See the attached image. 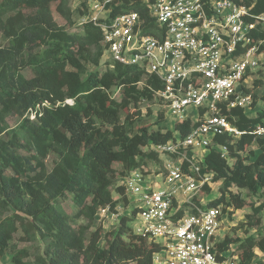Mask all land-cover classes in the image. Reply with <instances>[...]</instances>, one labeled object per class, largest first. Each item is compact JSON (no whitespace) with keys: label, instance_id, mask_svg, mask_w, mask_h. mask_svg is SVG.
Masks as SVG:
<instances>
[{"label":"trees","instance_id":"obj_1","mask_svg":"<svg viewBox=\"0 0 264 264\" xmlns=\"http://www.w3.org/2000/svg\"><path fill=\"white\" fill-rule=\"evenodd\" d=\"M73 1L77 0H0V256L10 248L8 264H152L161 246L132 232L135 209L120 218L118 230L105 245L99 244L100 227L89 234L88 230L100 207L127 205L122 185L116 187L120 197L112 195L114 176L136 169L146 173L143 167L159 158L153 146L172 140L174 130L185 135L194 123L187 120L175 123L174 130L167 128L164 110L149 122V103L161 102L155 94L161 81L139 66L101 61V31L91 21L75 26L74 17L82 11L80 5L72 6ZM234 1L245 4L253 15L264 11V0ZM52 4L65 24L54 19ZM107 7L111 16L137 12L145 21L144 31L152 32L153 18L141 0H110ZM252 36L251 45L263 34ZM27 68L31 76L23 73ZM222 112L243 133L237 138L227 133L213 137L203 171L211 172L212 181L221 185L219 197L207 205L222 204L224 211L228 205L242 208L245 199L232 187L259 196L252 214L240 223L247 228L259 224L253 215L264 209V135L253 132L264 125V111L252 117L244 108L224 106ZM9 115L20 118L17 128L9 129ZM253 143L259 151L242 155ZM217 145L227 147L231 165ZM52 153L56 157L48 170L45 159ZM67 200L73 213L63 206ZM80 219L84 223L78 224ZM18 230L20 240L43 241L42 253L29 260L27 247L13 245ZM232 244L242 263L264 264V234L225 236L217 247L223 250Z\"/></svg>","mask_w":264,"mask_h":264},{"label":"built area","instance_id":"obj_2","mask_svg":"<svg viewBox=\"0 0 264 264\" xmlns=\"http://www.w3.org/2000/svg\"><path fill=\"white\" fill-rule=\"evenodd\" d=\"M109 1L91 0L83 21L99 27L103 57L139 66L161 81L155 94L172 130L175 123H194L185 135L174 130L172 140L153 146L157 173L136 169L122 177L126 208L135 209L133 219H139L131 220L132 232L161 246L152 264H255L242 263L234 248L217 247L227 211L222 204L207 205L198 194L213 182L212 173L203 171L213 137L243 133L222 108H249L250 94L242 87L259 64L264 11L253 15L234 0H141L153 18L152 32H145L135 11L111 16ZM257 31L263 36L251 45ZM253 132L263 135L264 125ZM215 147L227 159V147ZM117 208L100 207L95 219L119 221Z\"/></svg>","mask_w":264,"mask_h":264},{"label":"rangeland","instance_id":"obj_3","mask_svg":"<svg viewBox=\"0 0 264 264\" xmlns=\"http://www.w3.org/2000/svg\"><path fill=\"white\" fill-rule=\"evenodd\" d=\"M91 0H85V3L90 2ZM83 0H77V1H73L72 6H79L80 5V9L82 11L81 14L76 15L74 17V23L75 26H81L84 19H85V15L87 14V10L86 8L83 6ZM52 12H53V16L54 19L56 20L57 23L59 24H65L64 20L59 17V15L55 12L54 10V4H52ZM73 25H71L72 27ZM2 40L1 37V32H0V41ZM257 54V59L259 61L258 67L255 68L253 71H251L250 75H248L247 77V81H246V92L248 94H250V105L249 108H246V113L249 116L255 117L258 115V113L260 111H264V42H262L261 46H259L257 48L256 51ZM105 57V56H104ZM105 58H102L101 61H104ZM92 68V66H89V69ZM101 65H99L97 67V69H100ZM99 71V70H98ZM23 73L26 76H31V70L30 69H24ZM114 96L116 98H119V92L117 90H115L114 92ZM147 106V103L143 102L141 103V108L142 111L145 113V107ZM149 106L152 110V115L148 118L150 121L149 122H153L155 121V119H157L158 113L162 110L165 109V107L162 104H158L155 102H151L149 103ZM259 111V112H258ZM164 119V118H163ZM166 120V119H164ZM168 120V119H167ZM20 118L15 116V115H9L7 117V123L9 126V129H13V128H17L18 124H19ZM264 121V118H263ZM165 126L167 128L172 127V123L168 122V124L165 123ZM153 129H157V125H153L152 127ZM264 135V134H263ZM3 137L5 139H7L8 134H4ZM150 146L146 147V149H149ZM249 151H253L254 153H257L259 150L257 148V145L255 143L251 144L246 151H244L242 153V155H250L248 154ZM19 153L21 154H25V152L23 150H19ZM55 155L49 154L46 159H45V164L47 169L49 170L53 164V161L55 159ZM252 159V158H250ZM233 159L231 158H227V163L229 165H231L233 163ZM159 163H157L156 166L153 165V163L150 161L147 163V165H145L143 167V170L146 171V173H157L160 170L159 167ZM114 167L118 170H120V166L118 164H114ZM8 173H12L11 169H7ZM122 183V175L120 174H116L113 178V184L111 187V191H112V195L114 198H118L120 197V194H118L116 192V187L118 185H121ZM221 185V181H217V182H211L210 185H208L207 189L204 188L203 191L199 192V197L204 198V200L206 202L219 197V187ZM233 193L239 192L241 194V197H243L245 199V204L242 208H234L232 205H228V207L226 208L227 214L225 215V219H224V223L222 226L221 230L225 236H229L232 238H244L248 235H255L257 233L259 234H264V209H262L257 215H253V216H258L259 217V224L254 225V226H250V227H243L240 223L242 221H246V214H252V209L254 206H257L260 202L259 200V196L257 195H251L247 192L246 189H237L236 187H232L231 188ZM124 196L126 197L127 200V195L124 194ZM226 200H228V197H226ZM63 206L65 208V210L69 213H73L75 211L74 206L71 204V202L69 200L65 201L63 203ZM117 211L119 213V217H122L124 215L128 214V208H126V203H120L119 205H117ZM129 210L131 211L132 208L130 207ZM134 222L139 221L138 217L133 219ZM78 224H82L84 223L83 219H80L78 222ZM132 221L130 222V226L132 227ZM120 225V218L119 221L116 220L115 218L112 219H106L104 222H102L101 220L95 219L94 222L92 223L91 227L88 230V234L95 230L97 227L101 228V239L99 240V244L100 245H105V241L109 238H111L113 236V233H115L118 230V227ZM22 236V232L20 230H18L14 236L13 239L11 240V243L13 245H16L18 248L20 247H27L29 250V260L33 259V255L36 253H42L43 249H44V245L45 243L41 240H32L30 242L24 241V240H20V237ZM236 245L232 244L230 245V249L231 248H235ZM237 248V247H236ZM12 257V252L11 249L8 248L6 249L5 253L0 256V264H8L10 263ZM120 264H133L130 261H126Z\"/></svg>","mask_w":264,"mask_h":264}]
</instances>
